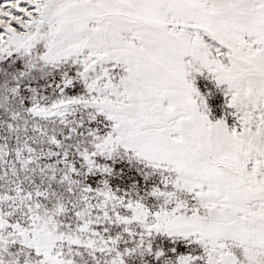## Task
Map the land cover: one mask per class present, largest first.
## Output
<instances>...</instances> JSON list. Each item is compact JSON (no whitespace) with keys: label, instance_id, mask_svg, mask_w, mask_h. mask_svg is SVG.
<instances>
[{"label":"snow or ice","instance_id":"1","mask_svg":"<svg viewBox=\"0 0 264 264\" xmlns=\"http://www.w3.org/2000/svg\"><path fill=\"white\" fill-rule=\"evenodd\" d=\"M0 264H264V0H0Z\"/></svg>","mask_w":264,"mask_h":264}]
</instances>
